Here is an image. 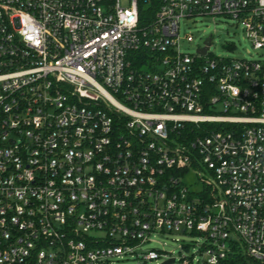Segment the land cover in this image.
<instances>
[{"label":"built area","instance_id":"built-area-1","mask_svg":"<svg viewBox=\"0 0 264 264\" xmlns=\"http://www.w3.org/2000/svg\"><path fill=\"white\" fill-rule=\"evenodd\" d=\"M218 14L264 47V0H0V264H264V61L180 30Z\"/></svg>","mask_w":264,"mask_h":264},{"label":"rangeland","instance_id":"rangeland-1","mask_svg":"<svg viewBox=\"0 0 264 264\" xmlns=\"http://www.w3.org/2000/svg\"><path fill=\"white\" fill-rule=\"evenodd\" d=\"M180 30L182 32H193L195 39L200 35H207L213 33L212 51L217 55L229 57H244L253 58L264 61V47L254 48L252 43L245 36V31L241 27L239 21L232 17H226L222 14L216 16L204 15L197 19H184L180 21ZM197 41H182L181 48L185 51L192 50ZM229 43H233L234 47L230 48ZM153 239L156 241L148 242V246L161 248L163 245L166 250L173 252L176 256L178 264H184V260H191L190 256L194 255L191 264H196L197 260L201 258V253L197 251V244L195 240L198 235L178 232V233H163L154 235ZM183 245V246H182ZM164 257L149 259L147 264H162ZM122 264H139L135 258L124 257L121 259Z\"/></svg>","mask_w":264,"mask_h":264},{"label":"water","instance_id":"water-1","mask_svg":"<svg viewBox=\"0 0 264 264\" xmlns=\"http://www.w3.org/2000/svg\"><path fill=\"white\" fill-rule=\"evenodd\" d=\"M210 41V34L207 36L206 42L209 43ZM206 49V47H203V49L201 50L202 52H204V50ZM167 262H170L171 264L173 263V259L169 258L166 261H164L162 264H166Z\"/></svg>","mask_w":264,"mask_h":264},{"label":"trees","instance_id":"trees-1","mask_svg":"<svg viewBox=\"0 0 264 264\" xmlns=\"http://www.w3.org/2000/svg\"><path fill=\"white\" fill-rule=\"evenodd\" d=\"M142 10H144V9H143V6H141V11H142ZM142 17H143V16H142Z\"/></svg>","mask_w":264,"mask_h":264}]
</instances>
